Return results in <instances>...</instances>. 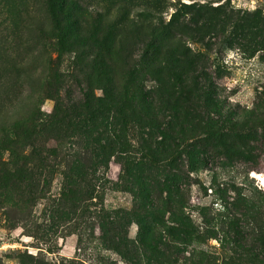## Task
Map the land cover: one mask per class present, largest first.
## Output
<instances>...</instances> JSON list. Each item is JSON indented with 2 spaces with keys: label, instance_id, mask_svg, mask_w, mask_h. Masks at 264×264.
I'll return each mask as SVG.
<instances>
[{
  "label": "rangeland",
  "instance_id": "1",
  "mask_svg": "<svg viewBox=\"0 0 264 264\" xmlns=\"http://www.w3.org/2000/svg\"><path fill=\"white\" fill-rule=\"evenodd\" d=\"M80 2L92 13L88 22L97 17L95 10L114 19L121 18L120 7H125L134 21L139 11H151L145 24L163 25L170 45L195 61L194 74L189 63L183 71L212 77L220 102L244 127V145L234 134L223 146L211 141L202 145L199 130L183 136L170 175L178 182L183 212L194 231L176 244L168 264H264V0ZM51 16L48 0H0L1 128L33 116L38 123L39 117L53 113L56 102L45 81L55 71L65 101L82 97L84 64L79 59L88 53L80 46L76 54L69 41L60 39ZM131 28L129 22L117 38L118 71L125 74L131 67L148 79L151 68L142 57L144 43ZM93 93L102 95L98 86ZM160 131L154 132L155 141L168 143ZM80 133H63L59 149H74ZM128 138L131 150L109 156L99 169L94 198L75 206L65 199L69 191L64 168L53 163L46 169L31 166L36 157L24 152L20 158L31 166L34 179L26 187L0 191V264H160L140 251L120 257L102 240L99 216L104 210L124 213L142 205L124 165L129 159L138 161L144 152L136 132ZM189 150L196 158L210 151L212 159L194 170L200 164L190 161L189 156L194 157ZM0 158L8 163L14 159L8 150ZM127 224L129 237L139 239L140 223L130 216Z\"/></svg>",
  "mask_w": 264,
  "mask_h": 264
},
{
  "label": "trees",
  "instance_id": "2",
  "mask_svg": "<svg viewBox=\"0 0 264 264\" xmlns=\"http://www.w3.org/2000/svg\"><path fill=\"white\" fill-rule=\"evenodd\" d=\"M48 5L59 38L69 41L76 54L80 46L88 53L86 59H79L84 64L82 97H66L65 101L58 93L60 76L55 71L45 81L46 90L55 98L53 113L39 117L38 123L33 116L28 122L17 121L11 128L0 127V155L8 150L14 158L9 163L0 158V191L16 189L20 184L26 187L34 179L31 166L46 169L53 163L64 168L69 191L65 199L69 204L88 202L94 198L92 190L99 169L105 167L109 156L130 151L128 137L136 132L144 156L138 161L129 159L124 169L142 205L124 213L104 210L99 216L102 240L120 257L130 258L140 251L160 264H168L178 250L176 244L184 242L187 232L194 231L183 212L186 206L178 182L170 175L183 136L199 130L204 135L198 137L202 145L211 141L223 146L234 134L244 145V127L220 102L212 77L183 71L189 63L194 74L195 61L170 45L163 25L151 21L145 24L151 11H139L134 21L125 7H120L121 18L114 19L95 10L97 17L88 22L87 16L92 13L80 0H48ZM129 22L134 37L144 43L142 57L151 68L148 79L131 67L125 74L122 69L118 71L121 63L115 57L116 42L121 28L126 27V31ZM96 86L101 96L93 93ZM159 130L168 143L155 141L154 132ZM68 131L81 132L80 143H73L74 149L68 152L61 151L58 145ZM51 140L57 145H50ZM28 150V155L36 157L31 166L20 158ZM189 151L194 157V151ZM189 159L200 164L193 167L196 170L206 166L212 156L206 151L201 158ZM130 216L140 223L137 240L131 239L127 231Z\"/></svg>",
  "mask_w": 264,
  "mask_h": 264
}]
</instances>
